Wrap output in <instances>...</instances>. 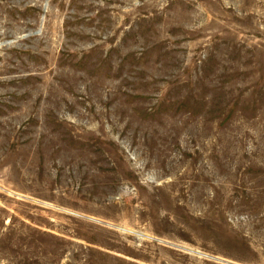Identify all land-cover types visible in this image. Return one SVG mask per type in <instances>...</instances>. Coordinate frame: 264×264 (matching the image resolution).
<instances>
[{"label":"rangeland","instance_id":"obj_1","mask_svg":"<svg viewBox=\"0 0 264 264\" xmlns=\"http://www.w3.org/2000/svg\"><path fill=\"white\" fill-rule=\"evenodd\" d=\"M0 264H264V0H0Z\"/></svg>","mask_w":264,"mask_h":264},{"label":"bare ground","instance_id":"obj_2","mask_svg":"<svg viewBox=\"0 0 264 264\" xmlns=\"http://www.w3.org/2000/svg\"><path fill=\"white\" fill-rule=\"evenodd\" d=\"M109 2V1H108ZM258 16V15H257ZM261 17V16H260ZM248 41V40H247Z\"/></svg>","mask_w":264,"mask_h":264}]
</instances>
